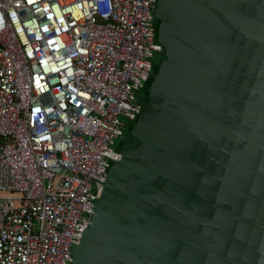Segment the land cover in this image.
Instances as JSON below:
<instances>
[{"label": "water", "instance_id": "water-1", "mask_svg": "<svg viewBox=\"0 0 264 264\" xmlns=\"http://www.w3.org/2000/svg\"><path fill=\"white\" fill-rule=\"evenodd\" d=\"M165 48L70 264H264V0H158Z\"/></svg>", "mask_w": 264, "mask_h": 264}, {"label": "built area", "instance_id": "built-area-1", "mask_svg": "<svg viewBox=\"0 0 264 264\" xmlns=\"http://www.w3.org/2000/svg\"><path fill=\"white\" fill-rule=\"evenodd\" d=\"M158 0H0V264H70L163 52Z\"/></svg>", "mask_w": 264, "mask_h": 264}, {"label": "flooded vegetation", "instance_id": "flooded-vegetation-1", "mask_svg": "<svg viewBox=\"0 0 264 264\" xmlns=\"http://www.w3.org/2000/svg\"><path fill=\"white\" fill-rule=\"evenodd\" d=\"M155 29H156V36H157V31H158V27L160 25V20L157 19L156 17V13H155ZM163 47V46H162ZM165 53V48L163 47V52L160 53L156 59L154 60V64H155V67H154V70L156 68L155 71L152 72L151 76H150V79H149V82L147 84V86L145 87V89L142 91V93L140 94V97H139V103L141 105V111H140V114L142 113V111L144 110V107H142L143 105H146L147 103H149V92H148V88L150 87L152 81H153V78L154 76L156 75V73L158 72L157 70L159 69V64H160V60L163 58V55ZM140 114L137 116L136 118V121L137 119L139 118ZM135 122H132V124L130 125H126V127L123 129V133L121 135V139L122 141L125 143V140L127 139V137L130 135L132 129H133V126L134 124L136 123Z\"/></svg>", "mask_w": 264, "mask_h": 264}, {"label": "rangeland", "instance_id": "rangeland-1", "mask_svg": "<svg viewBox=\"0 0 264 264\" xmlns=\"http://www.w3.org/2000/svg\"><path fill=\"white\" fill-rule=\"evenodd\" d=\"M155 59H156V58H155ZM155 70H156V68H155ZM155 70H154V71H155ZM157 71H158V70H157ZM124 121H126L128 125L132 124V122H130L129 120L124 119ZM123 145H124V142L122 141L121 138H119V139H117V140L115 141V149H116V150L121 151V147H122Z\"/></svg>", "mask_w": 264, "mask_h": 264}]
</instances>
